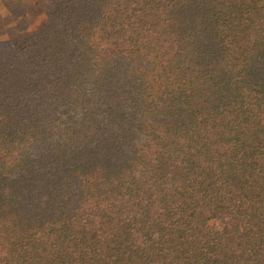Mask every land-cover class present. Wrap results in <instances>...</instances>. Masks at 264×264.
I'll use <instances>...</instances> for the list:
<instances>
[{
  "label": "trees",
  "instance_id": "trees-1",
  "mask_svg": "<svg viewBox=\"0 0 264 264\" xmlns=\"http://www.w3.org/2000/svg\"><path fill=\"white\" fill-rule=\"evenodd\" d=\"M48 2L0 57V264H264V0Z\"/></svg>",
  "mask_w": 264,
  "mask_h": 264
},
{
  "label": "rangeland",
  "instance_id": "rangeland-1",
  "mask_svg": "<svg viewBox=\"0 0 264 264\" xmlns=\"http://www.w3.org/2000/svg\"><path fill=\"white\" fill-rule=\"evenodd\" d=\"M48 0H0V57L21 45L47 24Z\"/></svg>",
  "mask_w": 264,
  "mask_h": 264
}]
</instances>
